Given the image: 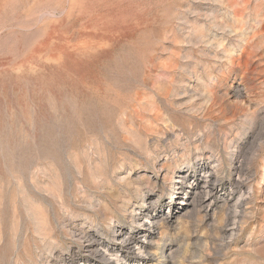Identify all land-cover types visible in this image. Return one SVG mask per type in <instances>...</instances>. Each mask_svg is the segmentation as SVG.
Here are the masks:
<instances>
[{
    "label": "rangeland",
    "instance_id": "obj_1",
    "mask_svg": "<svg viewBox=\"0 0 264 264\" xmlns=\"http://www.w3.org/2000/svg\"><path fill=\"white\" fill-rule=\"evenodd\" d=\"M0 264H264V0H0Z\"/></svg>",
    "mask_w": 264,
    "mask_h": 264
},
{
    "label": "bare ground",
    "instance_id": "obj_2",
    "mask_svg": "<svg viewBox=\"0 0 264 264\" xmlns=\"http://www.w3.org/2000/svg\"><path fill=\"white\" fill-rule=\"evenodd\" d=\"M122 244H123V248H124V249H127V250H130V249H131V248L129 247L130 243H129L128 241L123 240Z\"/></svg>",
    "mask_w": 264,
    "mask_h": 264
}]
</instances>
